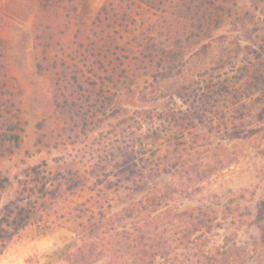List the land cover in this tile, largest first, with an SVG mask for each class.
I'll return each mask as SVG.
<instances>
[{
    "label": "trees",
    "instance_id": "trees-1",
    "mask_svg": "<svg viewBox=\"0 0 264 264\" xmlns=\"http://www.w3.org/2000/svg\"><path fill=\"white\" fill-rule=\"evenodd\" d=\"M49 1L40 2L31 22L36 68L48 76L52 94V113L36 126L37 142L53 148L65 139L82 144L93 132V162L86 166L74 155L69 161L60 155L53 164L28 167L15 197L0 208V255L17 233L36 225L76 235L82 246L69 256L71 264H153L157 257L163 264H244L248 253L235 242L207 245L213 214L201 207L177 212L168 202L178 186L187 190L200 179L193 173L177 185L178 169L187 173L177 141L198 125L237 137L253 112L244 99L256 92L264 97V0L247 2L260 15L253 37L237 44L235 69L234 59L213 51L220 41L215 33L237 11L236 0H105L67 42L61 40L65 19L78 2L50 7ZM205 52L210 55L196 58ZM4 60L0 39V136L17 145L25 122L22 90L7 76ZM121 93L125 101L118 99ZM166 96L185 109L129 112L123 106ZM138 129L144 131L136 140ZM162 174L170 176L164 189L149 187ZM119 190L141 196L114 211L109 193ZM229 215L249 217L245 210L222 217ZM250 215L264 244V197Z\"/></svg>",
    "mask_w": 264,
    "mask_h": 264
},
{
    "label": "rangeland",
    "instance_id": "rangeland-1",
    "mask_svg": "<svg viewBox=\"0 0 264 264\" xmlns=\"http://www.w3.org/2000/svg\"><path fill=\"white\" fill-rule=\"evenodd\" d=\"M60 1L50 0L49 5L55 7ZM104 1L64 0L78 4L65 19L67 23L61 40L67 42L79 24L90 22ZM253 1L236 0L237 11L215 33L220 41L217 42L218 50L213 51L214 55L234 59V69L240 56L239 52H235L237 44H245L249 37H253V22L256 16L260 15L248 10L247 2ZM31 4L33 2H0V39L4 44L5 69L7 76L16 78L22 90L20 118L25 121L21 140L17 145L8 143L0 136V208L15 197L18 181L23 177L24 171L33 164L41 161L53 164V159L60 155L68 161L74 155V159L80 160L86 166L93 162L88 155L93 153V132L82 144L78 142L73 145L72 141L65 139V145L53 148L46 147L44 142H37L41 131L37 130L36 126L40 120L52 113V94L48 76L38 72L36 68L31 25L20 23L29 17ZM208 52L200 53L196 58L204 59L203 56ZM209 55L208 53L207 57ZM195 62L197 59L194 57L190 60V65ZM183 76L188 77V73ZM142 83L140 81L138 85ZM124 95L121 93L118 99L125 101ZM244 100L249 103L253 112L250 117L245 115L247 110H241L249 121L237 137L211 133L203 125H198L190 131L186 140L177 141L175 148L183 155V161L187 164V173L178 169L174 177L177 185L181 181L186 183V178H193V173L200 174V179L189 184L191 187L187 190H181L178 186L173 194L174 200L168 203L177 212L201 207L206 213L213 214L214 226L205 237L208 246L220 247L224 241L235 242L248 253L244 264H264L261 231L252 223L253 216L250 215L255 204L264 197V97L256 92ZM128 102L123 103V106L129 112L137 107L157 111L185 109L183 104L172 96L159 97L157 101L146 104L136 99ZM142 131L144 129L134 131L136 140L143 134ZM163 153L161 151V154ZM169 181L170 176L162 174L151 181L149 187L156 186L157 189L163 190ZM140 196L141 191L119 190L109 193L114 211ZM238 210L247 211L249 217H222L223 214ZM80 246L82 242L66 228L58 227L45 232L36 225H29L10 241L0 255V264H71L69 256ZM77 264H93V261L84 260ZM153 264H163V261L157 257Z\"/></svg>",
    "mask_w": 264,
    "mask_h": 264
},
{
    "label": "crops",
    "instance_id": "crops-1",
    "mask_svg": "<svg viewBox=\"0 0 264 264\" xmlns=\"http://www.w3.org/2000/svg\"><path fill=\"white\" fill-rule=\"evenodd\" d=\"M42 0H0V2H33V4L30 5V11H29V17L27 19H25V21L21 22V25H31V21L33 19V17L35 16L36 12H37V8L39 3Z\"/></svg>",
    "mask_w": 264,
    "mask_h": 264
}]
</instances>
